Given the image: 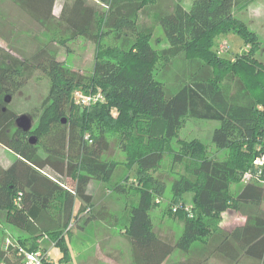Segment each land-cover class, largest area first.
<instances>
[{
	"label": "trees",
	"instance_id": "1",
	"mask_svg": "<svg viewBox=\"0 0 264 264\" xmlns=\"http://www.w3.org/2000/svg\"><path fill=\"white\" fill-rule=\"evenodd\" d=\"M98 1L103 9L84 0L63 4L55 21L59 33L66 34L62 41L84 37L94 43L89 74L57 59L50 48L55 36L39 41L33 55L0 70V146L15 155L6 168L0 165V216L3 224L24 232L4 247L0 243V260L11 261L17 247L46 250L40 246L42 238L64 252L60 260L69 255L68 231L97 217L89 214L90 180L108 183L122 165L136 170L113 190L131 202L125 201L111 224L121 226L131 264H162L175 250L185 258L167 264H203V257L264 264V186L247 182L237 193L229 191L230 183L252 171L254 157L264 152V67L254 58L262 43L236 14L252 0ZM54 2L10 0L3 17L10 27L0 37L8 39L13 27H43L54 19ZM159 33L161 46L154 48L151 40ZM228 34L240 37L245 46L233 58L223 56L217 42ZM107 35L112 42L103 45ZM36 69L49 80V89L37 125L23 132L5 98ZM77 88L98 92L102 99L76 105L72 92ZM186 118L219 122L212 142L226 150L223 159L210 157L198 139L179 141V151H174L171 140ZM32 133L34 144L27 136ZM110 141L125 153L123 162L103 158ZM37 145L44 146L42 154ZM166 152H173L176 161L197 162L194 167L186 163V173L172 182L179 202L175 214L182 222L175 240L158 233L150 218L166 186L149 171ZM63 175L71 188L63 185ZM228 209L245 215L230 231L219 225ZM247 258L253 262H245Z\"/></svg>",
	"mask_w": 264,
	"mask_h": 264
},
{
	"label": "rangeland",
	"instance_id": "2",
	"mask_svg": "<svg viewBox=\"0 0 264 264\" xmlns=\"http://www.w3.org/2000/svg\"><path fill=\"white\" fill-rule=\"evenodd\" d=\"M8 1V2H6ZM73 0H55L52 15L53 20H48L47 24L43 27L37 23H32L29 27L10 28L12 31L8 35V39L0 37V70L1 68L9 65L12 66L16 61L23 60L24 57H29L34 54L38 47L39 41L48 40L54 37V41L50 44V48L56 50V57L66 67L89 74L92 70L95 45L92 41L84 37H76L66 42L61 39L65 38L63 30L55 21L61 13L63 4H70ZM87 4L93 5L96 9L104 8V5L98 0H84ZM185 3L187 0H184ZM10 0H0V19L3 22V17L9 11ZM237 15L240 12L237 9ZM3 22V27H0V32H5L10 27L9 24ZM8 25V26H7ZM1 26V25H0ZM60 29H59V28ZM63 37V38H60ZM161 34L154 35L152 42L154 48L161 46ZM110 35L103 38L102 44H111ZM151 42V43H152ZM221 47L226 46L222 55L228 58H233L237 52L243 51L245 46L240 37L235 34H228L219 37L217 41ZM164 45V44H163ZM162 45V46H163ZM254 58L262 63L264 67V46L261 45L260 49L255 52ZM16 60V61H15ZM49 89V80L40 70H34L31 77L25 80L23 85L17 88L12 95L8 96V101H5L6 106L16 116L25 114L31 119V129H33L39 121L40 114L43 111L41 103L47 95ZM67 118V114L63 115ZM63 125V124H61ZM219 122L216 120L186 118L184 125L180 128L177 134L171 140V146L175 150L178 149V142L182 140L198 139L202 142L207 150V154L214 159H223L226 150L218 148L212 142V134ZM60 131V130H59ZM35 135L36 134H30ZM29 135V136H30ZM28 136V137H29ZM37 141V140H36ZM42 141V139H41ZM46 142V140L44 141ZM36 143V142H35ZM38 146V145H37ZM44 146H38V152L42 154ZM103 158L114 159L123 162L125 153L118 148L116 142L110 141L109 149L104 153ZM173 152H166L159 165L150 170L149 173L152 177L165 184L166 189L160 201L153 203L150 209V218L154 225L155 230L161 235L168 237L170 240H175L180 234L182 222L175 214L179 202L175 203V194L172 191V182L179 179L187 171V164L194 167L197 162L185 158L183 161H176ZM15 155L12 151L5 146H0V162L5 163L8 160H14ZM187 161L185 162V160ZM187 163V164H186ZM112 179L108 183H102L96 179L90 180L87 191L92 195V206L89 214H95L93 220L85 224L84 228L75 226L71 227L69 237H65L70 250L69 255L60 260L63 256V251L54 246L48 239L42 238L40 246L44 247L47 252V260L43 264H131V247L121 232V226H113L111 224L112 216L120 212L125 201L131 202V199L123 194L113 190L114 184L123 183V177L128 175L133 178L135 166L132 168H123L120 165ZM129 170V172L127 171ZM62 183L64 186L72 187V182L68 177L63 175ZM130 180L126 183L130 184ZM246 182L242 179L237 183H230L229 191L237 193ZM264 186V185H263ZM183 199H189L188 194L183 195ZM177 206V207H176ZM263 206V205H262ZM96 212V213H94ZM85 214V213H84ZM82 214V215H84ZM88 214V212H87ZM245 218L242 210L228 209L220 215L219 225L223 229L233 228L240 224ZM24 232L20 229L11 228L2 223L0 216V243L5 246L12 239L17 240ZM2 235V236H1ZM38 242V241H37ZM39 244V243H38ZM185 257V254L175 250L173 252L172 260H178ZM214 264H220V261H214Z\"/></svg>",
	"mask_w": 264,
	"mask_h": 264
},
{
	"label": "built area",
	"instance_id": "3",
	"mask_svg": "<svg viewBox=\"0 0 264 264\" xmlns=\"http://www.w3.org/2000/svg\"><path fill=\"white\" fill-rule=\"evenodd\" d=\"M226 46H219L220 53L224 51ZM72 99L76 105L88 106L102 99V95L98 92L90 93L85 92L80 88L72 92ZM253 170L245 172L242 176L244 182H255L264 185L262 174L264 173V152L257 154L253 159ZM9 243V242H8ZM47 260V252L43 249L29 251L24 247H17L15 254L12 256L11 261L0 260V264H43Z\"/></svg>",
	"mask_w": 264,
	"mask_h": 264
},
{
	"label": "crops",
	"instance_id": "4",
	"mask_svg": "<svg viewBox=\"0 0 264 264\" xmlns=\"http://www.w3.org/2000/svg\"><path fill=\"white\" fill-rule=\"evenodd\" d=\"M238 11L240 12L239 15H241V18L244 19L248 23L249 27L253 29L259 35L260 41L264 46V0H252L246 6H241L238 9ZM11 162L12 160H8L5 163L0 162V165L3 168H6ZM262 205H263L262 207L264 208V202ZM244 220L245 218H243L240 224H242ZM233 228H226L225 230L230 231ZM172 257H173V253L162 264H167V262L172 260L171 259ZM183 258L185 257H182V259ZM215 259L216 258L214 257H208V258L206 257L205 259L204 257L202 258V260H205L203 261V264H214ZM216 260L220 261V264H227L225 259L219 258ZM245 262H253V261L250 258H247L245 259ZM127 264L129 263L127 262Z\"/></svg>",
	"mask_w": 264,
	"mask_h": 264
},
{
	"label": "water",
	"instance_id": "5",
	"mask_svg": "<svg viewBox=\"0 0 264 264\" xmlns=\"http://www.w3.org/2000/svg\"><path fill=\"white\" fill-rule=\"evenodd\" d=\"M8 97L5 98V101H8ZM65 120L62 119V122H64ZM15 124H16V127L21 129L22 131L24 132H27L31 129V119L30 117H28L27 115L25 114H21L19 116H17L15 118ZM28 141L31 143V144H34L36 142V137L34 135H30L28 137Z\"/></svg>",
	"mask_w": 264,
	"mask_h": 264
},
{
	"label": "flooded vegetation",
	"instance_id": "6",
	"mask_svg": "<svg viewBox=\"0 0 264 264\" xmlns=\"http://www.w3.org/2000/svg\"><path fill=\"white\" fill-rule=\"evenodd\" d=\"M24 132V131H23ZM27 132H29V131H27ZM30 134H28L27 136H29Z\"/></svg>",
	"mask_w": 264,
	"mask_h": 264
}]
</instances>
